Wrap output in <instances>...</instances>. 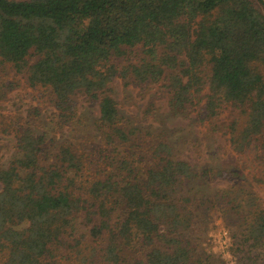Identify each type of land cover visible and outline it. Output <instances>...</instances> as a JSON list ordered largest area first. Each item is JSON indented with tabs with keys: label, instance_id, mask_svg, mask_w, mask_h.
I'll list each match as a JSON object with an SVG mask.
<instances>
[{
	"label": "trees",
	"instance_id": "obj_1",
	"mask_svg": "<svg viewBox=\"0 0 264 264\" xmlns=\"http://www.w3.org/2000/svg\"><path fill=\"white\" fill-rule=\"evenodd\" d=\"M261 8L263 0H0V63L51 93L60 127L78 122L75 97L85 95L110 146L132 136L112 94L119 77L143 88L164 83L173 117L195 109L198 122H212L232 103L248 114L242 153L264 130ZM15 131L19 156L0 167V264H56L66 250L81 258L88 242L98 245L87 264H207L182 233L190 199L174 198L200 175L174 158L166 130L145 154L134 143L127 156L103 157L88 185L85 157L71 145ZM214 174L230 181L238 172ZM247 197L250 223L233 253L237 264H264V209Z\"/></svg>",
	"mask_w": 264,
	"mask_h": 264
},
{
	"label": "rangeland",
	"instance_id": "obj_2",
	"mask_svg": "<svg viewBox=\"0 0 264 264\" xmlns=\"http://www.w3.org/2000/svg\"><path fill=\"white\" fill-rule=\"evenodd\" d=\"M261 10L264 13V9ZM122 64L126 65L127 61L121 59L120 66ZM164 87V83H159L143 88L128 84L120 77L114 81L112 94L119 102L123 126L132 136L130 143L110 146L96 129L99 109L85 95L75 97L78 122L60 127L51 93L43 88H31L25 76L0 63V89L4 92L0 98V167H8L14 157L19 156L15 149V130L20 126L45 137L49 144L64 142L83 154L86 167L81 183L88 185L102 174L99 169L105 167L103 157L127 156L134 143L145 154L166 130L174 158L188 160L200 175L197 180L180 187L174 195L183 205L190 199L188 207L192 223L182 232L184 239L195 247V259L206 258L207 264H237L233 253L234 237L250 223L246 221L252 208L247 194L255 195L264 209V130L262 135L255 136L256 142L243 145L244 150L240 153L237 148L242 150L240 138L248 114L232 103H225L212 122H198L195 109H190L186 116L173 117ZM220 169L234 170L238 175L230 181L219 179L214 172ZM204 170H211L207 178L203 177ZM87 245L90 248L83 245L81 258L66 250L57 258L56 264H87L84 257L98 243L88 242ZM130 251L126 252L127 256H131Z\"/></svg>",
	"mask_w": 264,
	"mask_h": 264
},
{
	"label": "water",
	"instance_id": "obj_3",
	"mask_svg": "<svg viewBox=\"0 0 264 264\" xmlns=\"http://www.w3.org/2000/svg\"><path fill=\"white\" fill-rule=\"evenodd\" d=\"M263 2H264V0H263Z\"/></svg>",
	"mask_w": 264,
	"mask_h": 264
}]
</instances>
